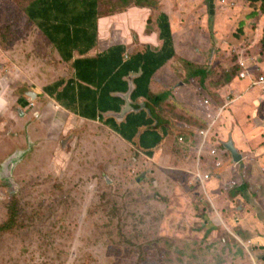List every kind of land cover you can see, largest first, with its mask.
Listing matches in <instances>:
<instances>
[{
  "label": "rangeland",
  "instance_id": "1",
  "mask_svg": "<svg viewBox=\"0 0 264 264\" xmlns=\"http://www.w3.org/2000/svg\"><path fill=\"white\" fill-rule=\"evenodd\" d=\"M32 1L0 0L1 122L17 115L19 91L27 93L33 86L40 90L53 80L50 73L49 80L43 81L41 73L46 59L51 64L56 61V69L62 70L61 60L53 56L47 39H43L45 44L42 32L28 19L27 7ZM66 1L68 8L70 2L75 3L74 20L83 9L76 0ZM98 1L108 5L105 10L111 13L127 5L150 7L157 23L163 9L167 10L182 49L212 42L205 68L184 63L188 74L197 69L205 72L202 85L211 94L197 108L205 129L199 134L204 131L206 136L209 133L216 139L217 124L223 121V112L229 113L234 97H224L211 88L224 86L231 78L249 80L248 88L259 90L258 98L264 104L261 87L252 86L250 77H240L242 67L236 63V57L244 47L229 42H237L247 33L246 43L252 47L245 51L259 56L252 57V61L264 59L261 2L248 0L241 6L232 0H218L222 16L232 20L219 27L214 19L210 22L208 18L205 25L201 21L205 17V8L201 9L203 0ZM206 1L213 14V0ZM188 4H194L193 11L188 12ZM69 13L70 10L62 16ZM56 15L57 11L51 12V17ZM218 36L222 38L220 42L216 41ZM253 70L254 74H261V66ZM193 77L192 82H201V76ZM27 95L29 118L18 117L23 125L9 127L7 134L18 137L20 129L25 138L13 142L12 150L0 159V225L8 220L11 209L15 213L13 228L0 233V264H264L261 179L242 192L237 186L225 191L220 187L227 182H220L222 199L211 195L209 189L193 188L195 181L188 183L196 203L192 210L190 203L180 207L169 201L167 193L156 191L153 183L143 185L142 172L135 168L134 158L140 156L135 147L126 144L125 166L117 167L109 139L103 140L107 134L100 126L76 119L63 110L57 111L56 118L51 113L42 123L38 118H43V110L36 95ZM185 96L197 101L194 93ZM215 96L224 98L222 104ZM205 100L208 105L203 104ZM254 113L257 115L258 110L253 109L247 116L252 122ZM191 125L192 122L183 129L191 131ZM8 143L0 139V149ZM180 144L185 150L190 148L187 140ZM13 157L17 159L13 161ZM111 165L114 168L107 167ZM195 172L198 171L169 173V189L177 193L183 190L175 181L187 189L186 180L191 182ZM251 226L257 233L251 231Z\"/></svg>",
  "mask_w": 264,
  "mask_h": 264
},
{
  "label": "crops",
  "instance_id": "2",
  "mask_svg": "<svg viewBox=\"0 0 264 264\" xmlns=\"http://www.w3.org/2000/svg\"><path fill=\"white\" fill-rule=\"evenodd\" d=\"M203 1L205 3L202 4L201 9L205 8V17L201 21L204 25L205 20L208 18L210 22L214 19L219 27H225L228 22L232 21L231 18L222 16L218 0H213L214 15L212 17H210L209 3L206 0ZM232 1L239 3L241 6L248 3V0ZM106 6L108 5L98 3V15L94 20L86 21L84 25L72 24L75 22L72 19V8L75 7V3L72 2H70L69 8L68 5L66 6V10L57 11V15L54 18L50 16V19L45 20L48 23L47 25H56L60 28L67 27L65 30L59 31L58 34L48 28L55 44L49 40L39 23L29 19L28 15L31 23H34L39 31L42 32L43 36L41 39H47L53 48V56L61 60L62 70L56 69V61L51 64L46 59L42 69L43 72L41 73L45 77L43 81L49 80L50 73L53 74V80L44 84L40 90L33 86L27 93L24 92L22 94L19 91L20 99L18 101L19 106L16 108L17 115L12 114L4 122H1L0 119V139L9 142L0 149V159L12 150L13 142H17L19 138H25L20 133V129L17 130V133H19L18 137H8L7 134L9 127L14 129L23 125V120L18 117L29 118L31 113L28 109L30 96L27 94H29L31 96L36 95L35 100L39 108L43 110V118L41 119L40 115L38 118L42 123L46 122V118L51 113H54V118H56L57 111L63 110L76 119L86 121L95 127L100 126L107 134V137H104L103 140L109 139L111 145L109 148L110 151H113L117 167L120 165L125 166L126 144L132 146V148L135 147L140 154L138 158H134L135 168L142 172L143 179L141 181L144 182L143 185L153 183L157 187L156 191L160 194L167 193L170 197L169 201L180 204V207L185 203H190L191 207L189 210L194 208L193 206L196 202L191 198V186L188 183L193 184L195 180L192 179L191 182L186 180L187 189L174 180L176 186L183 188V190L178 193L172 192L169 189L172 181L169 173L182 172L186 174L185 172L198 171L194 174H210L212 176L211 182L204 181L203 186H201V182L195 181L193 188L209 189L211 195H218L219 199L224 198L221 190H219L221 187H218L220 182L230 179V169L235 164L231 152L225 147L230 142L241 155V161L236 163L237 171L235 173L241 176L242 172L246 177L244 183L250 188L254 187V184L259 179L262 180V185L264 186V104L260 102V100H263L258 98L260 95L259 90L248 88L249 80L238 81L236 78H231L224 86L211 88L215 89L219 94H223L224 97L228 94H233L234 97L229 113L223 112V121L217 124L218 135L216 139L208 134L205 145L201 146L203 140L196 134V130H193L204 129L203 120L201 121L197 108L199 105L201 106L202 102L200 103V101L202 99H210L211 94L207 87L202 85L206 79V77H202L204 74L194 75L201 76V82H192L191 78H194L193 73L196 70L188 74V69H186L184 63L190 62L199 68H205L208 64L209 57L207 54L212 49V42L196 48L184 47L182 49L180 38L176 30H174V22L171 20L175 54L152 75L149 82V91L152 96L156 98L164 96L159 103L146 99L144 95H140L134 100L132 99V94L137 87L135 79L141 76L142 68L139 67L137 71H129V74L123 77V82H126V84H122L115 77L116 73L123 69L122 65L125 64L119 65L120 58H117V65L119 66H116L108 79L100 84V88L97 87L100 83L99 79H96L90 73L98 71V67L94 65L88 68L85 65L90 60L101 57L103 59L101 68L108 70L111 64H114V58H110L108 55L114 50L119 49L122 52L123 61H126L138 54L145 53L147 49L159 52L164 45L160 38V28L157 19L152 18V9L150 7L127 6L119 10V12L123 13H111L106 12ZM194 7V4H188V12L193 11ZM69 10V14L62 16ZM163 12L168 15L167 10L163 9ZM187 19L185 18V20ZM234 20L235 18H233ZM179 22H182V19ZM249 26L250 21H247L245 24L246 31H248ZM77 28L80 29L78 33L80 40L76 41L77 46L66 48L60 39L66 36L67 31L71 38L77 36ZM84 30L87 32L86 37L88 40L84 38ZM247 36L246 33L239 41L230 40L229 42L232 45H240L244 47L243 49H249L252 44L246 43ZM221 40V36H218L216 41L220 42ZM57 44H59V48ZM238 60L239 57L237 56L236 63ZM151 63V60H149V67H151ZM260 66V73L264 74L262 71V69L264 70V61H261ZM79 71L82 76L91 78L92 82L79 79L77 77V72ZM250 82H252V78H250ZM187 93L196 94L197 101L187 98L185 96ZM215 97L222 104L224 98ZM22 101L25 102V105H21ZM98 101L102 102L101 110L106 107L105 111H101L98 108ZM253 102L260 106H254ZM127 103L130 106H127ZM253 109L258 110V114L254 113L255 117L252 122L251 118H247V116L252 114ZM93 114H96L95 119ZM131 114H135L139 118L135 122L136 128L138 127L137 134L133 141L129 142L123 138L117 128L122 129L124 127L125 133L129 135L125 125H127V118ZM191 122L193 123L191 131L183 129L190 126ZM214 133H216L215 127ZM142 136L147 138L144 140L145 145L152 146L158 139L159 142L153 148H143L140 144ZM180 138L188 141V144H190L188 150H185L180 144ZM215 147L219 148L223 158V166L218 169H213V158L208 155L209 150ZM107 167L114 168L113 165ZM187 178L190 180L189 177ZM195 193L197 194V191ZM251 227V231L257 233L255 228ZM262 233H264V226Z\"/></svg>",
  "mask_w": 264,
  "mask_h": 264
},
{
  "label": "trees",
  "instance_id": "3",
  "mask_svg": "<svg viewBox=\"0 0 264 264\" xmlns=\"http://www.w3.org/2000/svg\"><path fill=\"white\" fill-rule=\"evenodd\" d=\"M76 2L80 5V7L83 9L82 13L80 15H77L74 18V21L72 24H78V25H84L86 21H91L94 20L95 17L98 15V11H97V4L99 3L98 0H76ZM253 2L258 3L261 2L264 5V0H253ZM66 6H67V1L66 0H34L30 3V5L27 8V12L28 15L30 17V19H32L33 21H37L39 23V26L42 27L41 29L44 31V33L49 37V40L52 41L54 44V39L51 37L48 28L51 29L54 33L58 34L59 31L65 30L66 28L64 27H57L56 25H47L48 23L45 21L46 19H50L51 16V11L55 10V11H62V10H66ZM127 6H134V5H127ZM125 6V7H127ZM135 7H143L142 5H136ZM209 12H210V8H209ZM214 12V10H213ZM214 15V13L212 14V12H210V17H212ZM45 25V26H44ZM158 25L160 28V38L161 40L164 42L163 48L161 51L159 52H153L149 49L146 50L145 53L143 54H138L134 57H132L129 60L123 61V58L121 56L120 50H114L112 52L109 53L108 57L110 58H114V64H111L110 68L108 70L102 69L101 68V64H102V58H96V59H92L89 61L88 64H85L88 68L89 67H93L94 65H96V67H98V71H96L95 73H93V71L90 73L92 76H94L96 79H99V85H97L98 88H100V84L103 83L106 79H108V77L110 76V74L112 73L113 69L117 66H121L123 69L121 71H119L118 73H116L115 77L116 79H118L122 84H126V82H123V77L129 74V71L133 70V71H137L139 69V67L142 68V74L139 78L135 79V83L137 85L135 91L132 94V99H136L138 96L140 95H144L146 97V99L148 100H152L155 103H159V101H161L163 99V95L160 97H155L152 96L150 94L149 91V82L151 80L152 75L161 67L163 66V64L171 59L174 56V48H173V36H172V32H171V24L169 22V17L168 15L161 13V17L160 19H158ZM77 32V36L71 38L69 32L67 31L66 36L63 39H60L61 43L63 45H65L66 48H70V47H76L77 46V42L80 39L78 38V33L80 32V29L77 28L76 30ZM87 32L84 30L83 31V35L85 40H88L86 37ZM262 47H263V51H264V38L261 42ZM57 47L59 48V44H57ZM264 53V52H263ZM119 59V65H117V61ZM260 62L264 61L263 58H260ZM149 60H151V67H149ZM84 64V63H81ZM238 64V62H237ZM204 71L203 70H196L193 75H203ZM77 77L79 79L88 81V82H92L91 78H87L82 76V74L79 72H77ZM101 103L100 101H98V108L101 110ZM21 105H25V102H23V104ZM103 111L106 110V107L102 108ZM101 110V111H102ZM93 118H96V114H93ZM138 116L135 114H131L130 116H128L127 118V125H125V128L129 131V135H127L124 131V127L122 129H118L117 131L123 136V138H125L126 140H128L129 142L133 141V138L136 136L137 134V129L136 128V123L138 120ZM142 125V124H141ZM147 139L146 137L143 138V136L141 137L140 140V144L141 147L143 148H153L157 145V143L159 142V139L156 140L154 142V144L152 146L149 145H145L144 144V140ZM231 177L229 180H224V182H227L225 184V186L221 187V189L227 191L228 188L237 186L238 191H244L248 186L245 185L244 181L246 179L245 175L241 172V176H238L235 172L236 170V164L232 165L231 169ZM223 182V181H222ZM241 185V186H239ZM15 213L14 210L11 209L10 215L8 220L0 225V233L1 232H6L11 230L13 227V223L12 220L15 219ZM14 221V220H13ZM12 223V225H11Z\"/></svg>",
  "mask_w": 264,
  "mask_h": 264
},
{
  "label": "built area",
  "instance_id": "4",
  "mask_svg": "<svg viewBox=\"0 0 264 264\" xmlns=\"http://www.w3.org/2000/svg\"><path fill=\"white\" fill-rule=\"evenodd\" d=\"M237 54H238V57H239V60H238V63L239 65L242 67V71L240 73V77L243 78V79H246L248 77L252 78V82H251V85L252 86H256V87H261L262 91H264V74H260L259 75H256L254 74V68L257 67V66H260L261 65V62L260 61H252L251 58L256 56V57H259L257 55H250L248 54V51H245V49H242L241 51L238 50L237 51ZM204 105H208L209 104V101L208 100H205L203 102ZM200 130H205V129H199L196 132V134L202 138V143H201V146H204L205 143H206V137L208 136V130L206 129V132L208 133L207 136L205 134L204 131H201L200 135L199 134V131ZM180 141L183 140V138H180L179 139ZM208 155L210 157L213 158V169H218V168H221L223 166V158H222V153L221 151H219V148L215 147V148H212L209 150L208 152ZM236 164V163H235ZM212 178V176L210 174H202V175H195V178L194 180L195 181H199V182H204V181H208Z\"/></svg>",
  "mask_w": 264,
  "mask_h": 264
},
{
  "label": "water",
  "instance_id": "5",
  "mask_svg": "<svg viewBox=\"0 0 264 264\" xmlns=\"http://www.w3.org/2000/svg\"><path fill=\"white\" fill-rule=\"evenodd\" d=\"M127 106H130V104L127 103ZM225 147L229 150V152H231L234 162L239 163L241 161V155H239V153L233 147V144L230 142ZM12 159H13V161H15L17 158L13 157Z\"/></svg>",
  "mask_w": 264,
  "mask_h": 264
}]
</instances>
